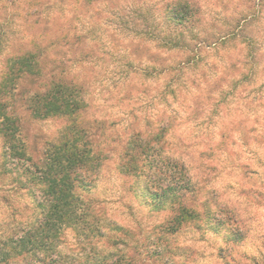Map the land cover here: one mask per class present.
Here are the masks:
<instances>
[{
  "label": "rangeland",
  "instance_id": "rangeland-1",
  "mask_svg": "<svg viewBox=\"0 0 264 264\" xmlns=\"http://www.w3.org/2000/svg\"><path fill=\"white\" fill-rule=\"evenodd\" d=\"M143 1L159 10L166 0H0V29L11 40L0 67L7 54L32 48L31 35L45 32L43 66L78 85L86 100L76 121L34 118L19 108L27 153L41 163L49 140L77 126L100 159L85 194L101 236L67 230L61 259L91 264L112 250L113 260L131 264H264V0H199L206 24L192 40L198 58L182 68L166 65L185 60V50L159 47L113 16L125 12L126 20L132 14L121 8ZM43 6H51L50 20L37 25L30 13ZM237 23L231 38L198 45ZM167 83L174 95L165 93ZM31 88L42 86L22 82L21 89ZM157 126L165 128L163 138L139 156L144 174L124 171L132 131L150 140ZM180 164L188 190L163 194L179 184ZM150 166L154 182L145 175ZM3 183L0 234L18 222L16 198L4 201Z\"/></svg>",
  "mask_w": 264,
  "mask_h": 264
},
{
  "label": "trees",
  "instance_id": "trees-1",
  "mask_svg": "<svg viewBox=\"0 0 264 264\" xmlns=\"http://www.w3.org/2000/svg\"><path fill=\"white\" fill-rule=\"evenodd\" d=\"M95 1L105 0H84L86 3ZM157 5L154 1L129 4L121 9H126L131 17L125 20V12L114 13L113 16L120 25L123 23L122 28L129 24L134 34H144L156 41L159 47L186 51L185 60L166 66L182 68L196 62L199 47L193 45L192 40L205 23L199 0H166L159 10ZM51 13V6H43L41 9L34 7L30 15L35 16L33 23L38 25L42 23L41 19L50 20ZM138 21L142 23L141 28ZM241 27L237 23L227 34H219L214 39L203 38L198 45L205 42V45H216L218 41L236 34ZM80 36L75 40L79 41ZM44 37L46 33L40 31L31 35L32 48H21L19 52L7 54L4 66L0 67V178L4 180V201L11 205V200L16 198L18 204L13 212L18 217L16 230L0 234V264H21L11 260L20 255L23 257L22 264H67L61 259L67 255L61 250L67 230L79 233L87 228L99 236L102 232L99 221L93 215L91 198L85 194L95 180L100 159L84 138L82 130L77 126L67 127L49 140L41 163L32 160L21 135L19 108L28 110L34 118L67 116L76 121L78 113L86 106L78 85L67 81L62 73L56 76L43 66L42 53L47 45H41L40 40ZM10 43V38L0 29V51ZM167 69L170 71V68ZM27 79L42 88L21 89L22 82ZM165 93L174 95L172 83L166 84ZM163 131L165 128L157 126L150 140L141 136L140 129L132 131L126 141L130 154H127L129 158L123 165L124 171L144 174L138 165L139 156L143 152L149 153L151 141L158 143L164 136ZM152 167L145 175L154 182L152 178L156 168ZM163 174L167 176L166 172ZM178 174L179 184L163 189V194L172 190L178 195L188 190L189 177L183 164L179 165ZM90 217L93 218L91 221ZM91 264L131 263L122 261L121 257L113 260V251L105 250L98 252V258H92Z\"/></svg>",
  "mask_w": 264,
  "mask_h": 264
}]
</instances>
